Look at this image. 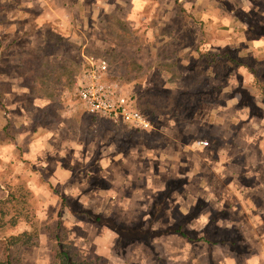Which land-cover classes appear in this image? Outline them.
I'll return each instance as SVG.
<instances>
[{
	"label": "rangeland",
	"instance_id": "374dc122",
	"mask_svg": "<svg viewBox=\"0 0 264 264\" xmlns=\"http://www.w3.org/2000/svg\"><path fill=\"white\" fill-rule=\"evenodd\" d=\"M178 1L0 0V200L26 184L42 228L22 264L57 235L99 264H264V0ZM92 56L149 129L83 110Z\"/></svg>",
	"mask_w": 264,
	"mask_h": 264
},
{
	"label": "trees",
	"instance_id": "16d2710c",
	"mask_svg": "<svg viewBox=\"0 0 264 264\" xmlns=\"http://www.w3.org/2000/svg\"><path fill=\"white\" fill-rule=\"evenodd\" d=\"M177 2L179 3L178 0ZM202 55L209 58L216 56L209 55V53ZM131 98L134 108L137 109L135 97L131 95ZM248 102L252 103L250 100ZM33 196L34 193L26 184L19 183L10 187L8 195L0 200V264H22L19 253L27 247L38 245L42 228L37 217V210L30 203ZM81 214L97 225L106 221L101 214H95L90 210L82 211ZM20 225H25L26 229L16 231ZM112 227L117 229L114 225ZM173 232L187 237L182 226L174 229ZM52 241L57 246L53 264H99L102 261V258L97 255L92 260H88L84 251L81 252L77 247L65 243L59 235L54 236Z\"/></svg>",
	"mask_w": 264,
	"mask_h": 264
},
{
	"label": "built area",
	"instance_id": "2783aa9c",
	"mask_svg": "<svg viewBox=\"0 0 264 264\" xmlns=\"http://www.w3.org/2000/svg\"><path fill=\"white\" fill-rule=\"evenodd\" d=\"M75 94L84 110L115 123L122 122L135 129L151 127L148 118L134 108L130 93L118 80L111 78L109 65L101 57L86 58L85 65L75 83ZM198 146H207L199 141Z\"/></svg>",
	"mask_w": 264,
	"mask_h": 264
},
{
	"label": "crops",
	"instance_id": "0c3cea01",
	"mask_svg": "<svg viewBox=\"0 0 264 264\" xmlns=\"http://www.w3.org/2000/svg\"><path fill=\"white\" fill-rule=\"evenodd\" d=\"M84 110V109H83ZM86 112V111H85ZM87 113V112H86ZM88 114V113H87ZM90 115V114H89Z\"/></svg>",
	"mask_w": 264,
	"mask_h": 264
}]
</instances>
